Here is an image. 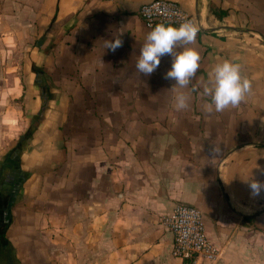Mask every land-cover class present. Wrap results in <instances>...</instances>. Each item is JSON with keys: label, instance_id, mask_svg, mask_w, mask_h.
<instances>
[{"label": "crops", "instance_id": "crops-1", "mask_svg": "<svg viewBox=\"0 0 264 264\" xmlns=\"http://www.w3.org/2000/svg\"><path fill=\"white\" fill-rule=\"evenodd\" d=\"M150 1L0 0V39L26 45L30 60L8 85L15 113L0 112L14 252L0 264H188L163 223L182 203L203 211L222 251L203 264H264V190L249 187L264 183V0H175L202 29L175 49L200 54L189 85L175 89L164 78L171 55L150 76L136 69ZM118 36L122 47L106 49ZM225 60L241 65L251 91L208 113L203 87ZM181 93L189 106L177 110Z\"/></svg>", "mask_w": 264, "mask_h": 264}, {"label": "clouds", "instance_id": "clouds-1", "mask_svg": "<svg viewBox=\"0 0 264 264\" xmlns=\"http://www.w3.org/2000/svg\"><path fill=\"white\" fill-rule=\"evenodd\" d=\"M198 27L191 21H185L179 27L174 25L158 24L150 31L143 43L136 69L140 74L150 76L160 65L161 58L165 55L172 56V66L164 75L165 79L174 80L176 87L186 88L200 67V54L194 47H184L182 51L175 49L181 45H193L196 43ZM120 36L113 40H106V49L113 52L122 47ZM251 91V82L242 75L239 63L225 60L218 63L210 74L209 81L203 87V94L211 97V103L205 105L208 113L222 112L229 107L238 106ZM177 110H183L189 106V97L183 93L174 97ZM213 154L219 149L212 147ZM264 171V170H262ZM251 194L260 195L264 190V183L252 179L249 183Z\"/></svg>", "mask_w": 264, "mask_h": 264}, {"label": "built area", "instance_id": "built-area-1", "mask_svg": "<svg viewBox=\"0 0 264 264\" xmlns=\"http://www.w3.org/2000/svg\"><path fill=\"white\" fill-rule=\"evenodd\" d=\"M139 14L151 30L161 23L179 27L185 21H191L198 27L197 36L202 30L195 15L175 0H152L142 5ZM163 223L174 236V257L188 264L216 262L221 258V249L207 234L201 209L189 204H178L171 214L163 217Z\"/></svg>", "mask_w": 264, "mask_h": 264}, {"label": "rangeland", "instance_id": "rangeland-1", "mask_svg": "<svg viewBox=\"0 0 264 264\" xmlns=\"http://www.w3.org/2000/svg\"><path fill=\"white\" fill-rule=\"evenodd\" d=\"M2 41L3 40L0 39V90L3 108H1L0 112L3 111L2 116L8 117L10 115H13L10 112L11 110L14 111L13 113H15L16 111V109L9 108L10 106H12L9 105V102H11L12 100L9 98L8 85L10 84L12 91L13 89H15V86L13 84L15 79L17 80L20 76H22L20 72L27 68L30 60L27 59L26 54H24L26 45L20 46L8 41ZM15 147H17V145ZM5 260L7 261L5 262ZM9 260H12L11 263H13L14 252L12 250L6 249L0 256V263H9Z\"/></svg>", "mask_w": 264, "mask_h": 264}, {"label": "trees", "instance_id": "trees-1", "mask_svg": "<svg viewBox=\"0 0 264 264\" xmlns=\"http://www.w3.org/2000/svg\"><path fill=\"white\" fill-rule=\"evenodd\" d=\"M33 70L38 73H42V69L33 66ZM29 136V131L25 134L27 138ZM13 204L12 194H5L3 190L0 189V245L2 248L11 249L13 246L7 237V230L9 228V220L6 218L7 211L11 208Z\"/></svg>", "mask_w": 264, "mask_h": 264}]
</instances>
